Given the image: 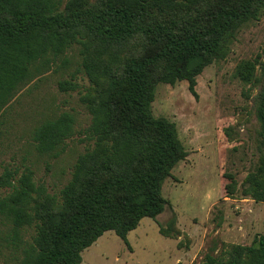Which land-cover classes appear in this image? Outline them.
<instances>
[{"label": "trees", "instance_id": "1", "mask_svg": "<svg viewBox=\"0 0 264 264\" xmlns=\"http://www.w3.org/2000/svg\"><path fill=\"white\" fill-rule=\"evenodd\" d=\"M64 1L0 0V134L18 93L58 63L69 65L75 47L76 71L89 81L80 102L90 115L91 145L58 195L35 185L30 171L16 178L18 171L6 168L0 177V188L9 190L0 216L10 224V242L18 247L22 232L33 231L18 264H82V251L105 232L128 246L143 218L157 222L170 207L163 183L187 152L175 125L151 112L156 85L186 81L196 97L197 76L264 12V0ZM235 77L260 87L259 157L240 187L232 174L222 175L223 194L264 203V61H242ZM58 88L78 85L63 80ZM74 123L68 112L43 119L31 131L36 151L59 156ZM157 225L165 238L180 236L174 215ZM226 248L225 256L207 253L203 264H264V234Z\"/></svg>", "mask_w": 264, "mask_h": 264}, {"label": "rangeland", "instance_id": "2", "mask_svg": "<svg viewBox=\"0 0 264 264\" xmlns=\"http://www.w3.org/2000/svg\"><path fill=\"white\" fill-rule=\"evenodd\" d=\"M69 55V65L59 67L58 63L18 93L6 111L0 134V177L6 168L16 169V178L30 171L33 183L50 195H58L69 181L77 157L91 145L85 138L90 115L80 102L89 81L76 71L77 48ZM242 61H264V12L240 29L224 58L197 76L196 97L186 81L156 85L151 112L175 125L187 152L162 186V196L170 207L157 222L143 218L128 233V246L113 232H105L82 251V264H203L207 253L225 256L227 246H249L264 234V203L225 198L222 189L223 174H232L240 187L259 157L255 110L260 87L235 77ZM255 76H259L258 66ZM63 80H72L78 88L60 91L58 83ZM62 112L74 117L73 136L57 157L38 153L32 129ZM8 192L0 188V198ZM172 215L180 236L165 238L157 223L165 225ZM9 233L10 224L0 216V264H18L33 235L26 228L22 243L15 247Z\"/></svg>", "mask_w": 264, "mask_h": 264}]
</instances>
